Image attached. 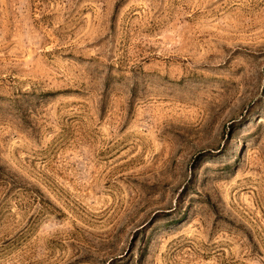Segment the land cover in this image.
<instances>
[{
	"label": "rangeland",
	"instance_id": "374dc122",
	"mask_svg": "<svg viewBox=\"0 0 264 264\" xmlns=\"http://www.w3.org/2000/svg\"><path fill=\"white\" fill-rule=\"evenodd\" d=\"M0 264H264V0H0Z\"/></svg>",
	"mask_w": 264,
	"mask_h": 264
}]
</instances>
